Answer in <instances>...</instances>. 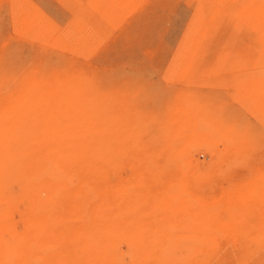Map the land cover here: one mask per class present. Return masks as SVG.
<instances>
[{"label":"rangeland","instance_id":"obj_1","mask_svg":"<svg viewBox=\"0 0 264 264\" xmlns=\"http://www.w3.org/2000/svg\"><path fill=\"white\" fill-rule=\"evenodd\" d=\"M0 264H264V0H0Z\"/></svg>","mask_w":264,"mask_h":264},{"label":"bare ground","instance_id":"obj_2","mask_svg":"<svg viewBox=\"0 0 264 264\" xmlns=\"http://www.w3.org/2000/svg\"><path fill=\"white\" fill-rule=\"evenodd\" d=\"M251 251V250H250ZM229 254V253H228ZM207 259V258H206ZM140 262V261H139Z\"/></svg>","mask_w":264,"mask_h":264}]
</instances>
